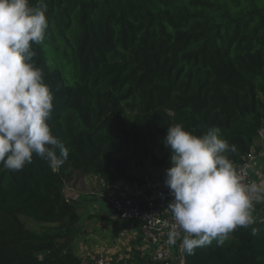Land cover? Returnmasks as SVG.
<instances>
[{
    "label": "trees",
    "instance_id": "trees-1",
    "mask_svg": "<svg viewBox=\"0 0 264 264\" xmlns=\"http://www.w3.org/2000/svg\"><path fill=\"white\" fill-rule=\"evenodd\" d=\"M44 3L49 30L34 62L54 94L49 124L69 157L55 172L38 156L20 171L0 164V264H83L68 183L78 173L143 185L147 163L171 166L163 138L173 124L197 135L219 127L236 145V168L262 151L264 0ZM21 217L46 226L32 231ZM182 256L183 264H264V218Z\"/></svg>",
    "mask_w": 264,
    "mask_h": 264
},
{
    "label": "clouds",
    "instance_id": "clouds-1",
    "mask_svg": "<svg viewBox=\"0 0 264 264\" xmlns=\"http://www.w3.org/2000/svg\"><path fill=\"white\" fill-rule=\"evenodd\" d=\"M46 13L44 0L39 6L0 0V164L11 171L23 170L38 156L55 172L69 157L49 124L54 94L34 62V45H42L49 30ZM163 144L171 163L165 185L173 197L168 245L180 240V250L194 255L214 240L223 245L237 228L256 222L254 206L264 203V180L244 181L229 158L236 145L219 127L197 135L176 123L167 127Z\"/></svg>",
    "mask_w": 264,
    "mask_h": 264
},
{
    "label": "built area",
    "instance_id": "built-area-1",
    "mask_svg": "<svg viewBox=\"0 0 264 264\" xmlns=\"http://www.w3.org/2000/svg\"><path fill=\"white\" fill-rule=\"evenodd\" d=\"M258 144H264V128L260 131ZM263 157V153L252 151L237 166L245 182L255 181V177L258 176L259 159ZM138 189L139 186L135 185L134 190ZM105 198L108 203V214L113 220L139 226L142 238L155 250L152 256L153 261L161 264H183L182 251L176 250V246H179L181 241L178 240L176 245L172 246L166 243L167 234L174 223L172 213L168 209V204L173 197L167 186L159 199H147L144 203L136 201L133 197L122 195L110 187ZM94 264L117 263L108 257L100 256Z\"/></svg>",
    "mask_w": 264,
    "mask_h": 264
},
{
    "label": "rangeland",
    "instance_id": "rangeland-1",
    "mask_svg": "<svg viewBox=\"0 0 264 264\" xmlns=\"http://www.w3.org/2000/svg\"><path fill=\"white\" fill-rule=\"evenodd\" d=\"M262 168L264 171V161L260 160V169ZM166 169L167 168L163 169L164 176L166 174ZM152 171L154 172L156 169L151 164L147 163L141 169L140 174L142 176H148ZM260 171L258 172V176L261 178H257V182H259V180H264V172L262 171L260 173ZM92 178H95V176L90 175L83 177L76 173L72 182L68 183V189L65 188L67 194L74 192L76 196H81L80 194L89 191L92 192L89 185ZM254 207L255 210L253 215L264 218V203L255 204ZM104 210V212H101L99 208H93L92 203H89L88 199H85L84 203L80 205V224L83 230L81 232V238L78 237L75 240L77 251H81L85 255H88L91 261L90 264H94L100 256L108 257L117 264H120V260L127 261L126 264H141L140 261L136 259L137 253L133 251L135 244L132 242L133 238L128 235L129 232H123L122 227L118 225L120 221L115 220L116 222H114L111 219L108 214V203L105 204ZM109 217L112 221L108 219ZM21 219L25 226L32 231L40 232L42 228L46 226L27 217H21Z\"/></svg>",
    "mask_w": 264,
    "mask_h": 264
},
{
    "label": "crops",
    "instance_id": "crops-1",
    "mask_svg": "<svg viewBox=\"0 0 264 264\" xmlns=\"http://www.w3.org/2000/svg\"><path fill=\"white\" fill-rule=\"evenodd\" d=\"M262 151L260 153L264 154L263 145H261ZM260 160L264 161V157L259 159V168L258 172L260 173L263 171V168L260 169ZM164 170H157L152 171L150 175L148 176H142L145 180L143 185L139 186V189L137 191L134 190V186H126L122 183H117L113 185H106L101 179L98 177L92 178V180L89 182L90 189L92 190V195L88 197H81L79 195L76 196V194L69 193L67 196L69 198H73L74 200H77V203L82 205L84 203L85 199H88L89 203H92L93 208H99L101 212H104L105 210V204L107 203V200L105 198V194L109 192V187L113 190H117L122 195L133 197L136 201L144 203L147 199H159L161 197L163 189L166 187L165 185V179L166 174L164 176ZM264 172V171H263ZM257 178H261L260 176L255 177V181L257 182ZM261 180H259L260 182ZM258 182V183H259ZM111 191V190H110ZM257 214V213H256ZM256 218H259L258 215H254ZM262 218V217H261ZM110 221V217L108 218ZM116 222L115 220H113ZM119 226L122 227L123 232H129V236L133 238L132 242L135 244V248L133 249L134 252L137 253L136 259L140 261L141 264H146L149 259L152 258L155 250L153 247H151L145 240L142 238L140 229L138 225L134 224H127V223H118ZM177 252L180 250L179 246H176ZM75 251L76 253L82 258L83 264H90L89 256L85 255L81 251H77V247L75 245ZM127 261H121L120 264H126Z\"/></svg>",
    "mask_w": 264,
    "mask_h": 264
}]
</instances>
